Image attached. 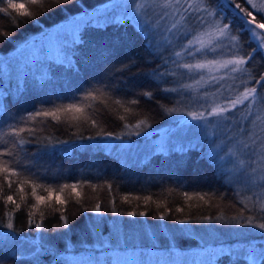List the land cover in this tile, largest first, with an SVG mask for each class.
Segmentation results:
<instances>
[{
    "label": "trees",
    "instance_id": "obj_1",
    "mask_svg": "<svg viewBox=\"0 0 264 264\" xmlns=\"http://www.w3.org/2000/svg\"><path fill=\"white\" fill-rule=\"evenodd\" d=\"M111 1L115 0H78V2L74 0L67 6V11H61L52 4L48 6L54 9L52 11L37 10L36 6H31L30 10L35 12L37 22L27 21L18 28L11 23L8 16L0 13V33L8 32L10 38L4 43L5 38L0 35V70H3L4 66L1 57L11 53L18 44L27 42L29 38L45 29L53 28L72 17L87 14L85 12ZM6 6L7 0H2L0 7ZM225 15L227 19H233L230 10H227ZM19 19L27 20L24 17ZM182 40H173L171 48L164 46L160 49L163 59L169 61L168 72H175V75L166 72L163 80L158 83L157 80L143 74L135 75L137 70L134 69L133 73L126 74L121 79L119 76L112 77L110 72L115 65L127 58H135L139 62L141 73L151 72L153 68L164 71L163 59L148 54L143 47L144 37L139 34V29L132 21H125L123 24L115 21L101 27L89 26L82 30L78 41L71 45L69 50L71 64L47 63L40 73H47L48 78L43 82L40 81L41 77L37 81L23 76L21 79L18 77L17 81L11 80L10 83L8 82L9 86L3 87V98L0 99V148L10 147L14 140L13 137L3 135L11 125L24 126L22 118L39 109L71 103L85 92L101 87L100 81L111 84V91L107 89L104 91L112 99L106 102L107 106L99 101L93 102L95 112L91 108L85 110L90 119L96 121L97 127H93L90 122L81 121L77 124L75 121H66L63 116L60 122L53 121L50 117H38L36 124L28 126L37 129L36 136L39 139L29 137L27 132L22 133L32 142L24 145L23 150L17 145L14 151L19 152L17 159L20 163L27 164L36 173L39 177L38 183L52 188L66 183H83L85 187L77 189L80 193L79 203L74 193L71 196L64 193L62 199L66 203L57 205L54 194L52 207L42 204L38 210H34L30 207L36 203L31 195V187L24 186V192L20 194L24 199L21 200L20 196L16 195L17 178H11L12 187L8 188L3 175H0V185H3V191L0 192V222L6 223L5 213L12 211L16 228V232L11 233L0 223V234L8 233L9 238L14 242L39 246L40 250V255L33 258H17L8 253L10 250L0 251V264H66L71 255L79 258L88 253L97 255V251L86 246L94 244L90 236L96 234L104 238L112 225L119 221L128 225L133 220L137 224L144 223L150 227L162 223L161 225L170 231H175L181 224L180 220L188 221L182 225L193 228L200 227L202 222L208 220H213L217 226L225 224L228 229L238 228L245 237L236 235L221 243L211 244L214 249L211 251L219 252V256L207 264H252L246 259L228 255L227 252L233 249L251 250L256 264H264V256L256 259L255 255L257 250L264 252V232L248 227H237L230 223L231 218L238 215L242 208L235 191L239 189L241 196L249 192L244 188L247 176L243 172L230 170L225 158L215 160L214 155L218 152L223 156L226 149L233 147V141L227 140V143H232L223 145L219 142L220 139L202 138L195 147L182 154L157 153L150 155L147 160L139 164H130L124 156L121 159L99 146V141L102 139L118 140L99 135L101 130L105 134L111 133L113 137L123 133L122 139L119 140L137 141L138 138L134 134H128L130 130L124 127L125 121L135 124L140 119L147 120L150 125L147 128L155 130L153 138L166 135L181 126L178 121L171 124L175 114L169 115L166 111L170 107L180 109L177 93H166L161 89L176 88L181 78H187L185 72L180 76L172 63L174 57H171L173 50H181L179 43ZM149 90L154 93L153 100L141 95L143 91ZM133 98L139 99L140 103L126 104L133 109L132 113H125L123 108L113 102L115 99L126 101ZM120 116H124L125 120H121ZM45 119L46 123H39L40 120ZM143 130L145 127L142 126L136 131ZM90 136L94 138L89 140ZM4 141L8 143L5 144ZM60 141L69 143L61 144ZM52 144L56 145L55 149L51 148ZM44 145H49V149L46 154H41L40 150ZM0 159L11 160L12 157ZM247 163L248 166L245 168L252 167L249 161ZM109 183L113 185L111 195L106 187H97L93 190L87 186H103ZM185 192L194 198L186 200L183 196ZM37 194L47 196V193L40 188L37 189ZM204 194L210 197L208 203L195 199L196 196ZM7 195H13L16 204L20 207L16 208L12 203L6 204L4 197ZM125 195L139 196L141 199L124 202ZM148 196L151 200L145 204L143 198ZM113 197L114 207L110 202ZM96 203H100L103 215L91 211ZM53 208H58L60 211H53ZM177 209L182 210L177 211ZM29 212L34 213L31 224ZM128 212H136L137 215L131 217L127 215ZM140 212H146L147 215L140 216ZM161 216L164 219H160ZM64 217L68 221L67 228L64 227ZM217 217L223 219L218 220ZM35 223H41V228H35ZM68 243L72 246V250H67ZM129 249L132 250L130 253L133 258H143L144 248L135 252L134 247H125L119 253L126 254ZM109 253L118 252L113 248ZM188 253L189 251L180 252L179 258L186 259Z\"/></svg>",
    "mask_w": 264,
    "mask_h": 264
},
{
    "label": "snow or ice",
    "instance_id": "obj_2",
    "mask_svg": "<svg viewBox=\"0 0 264 264\" xmlns=\"http://www.w3.org/2000/svg\"><path fill=\"white\" fill-rule=\"evenodd\" d=\"M2 2V0H0ZM74 2V0H7L6 7H0V13L5 14L11 20L15 27H20L26 24L27 21L37 22L38 18L31 6H36L37 10L54 9L49 8L50 4L57 6L61 11H67V6ZM78 2V0H75ZM133 8L135 27L139 29V34L144 37L143 47L150 56H157L161 59L160 49L164 46L171 48L173 40L180 38L176 33L183 29V40L180 41L179 51L173 50L171 52L172 63L177 68L185 69L189 74V78L194 80V83H185L181 87L186 92L196 93L195 101L199 103L203 100L197 110H178L176 107L167 108L169 115L177 113L185 115L190 120L182 121L181 123L190 127L196 128L203 132L205 137H214L217 130L223 125L224 129H228L232 123L237 125V131L243 134V138H236L232 148L226 149L228 155L236 158L237 164L243 169V174L247 176L244 188L251 192L252 195H243L239 189L235 191L238 198V203L242 208L238 215L231 218L230 223L237 227H248L258 229L264 232V0H134L131 4ZM156 20L147 21L144 17L149 10H156ZM230 10L233 16L232 20L227 19L225 13ZM87 15V14H85ZM20 17L27 18V20L19 19ZM93 19L90 18L89 21ZM119 23L123 24L125 21H132L127 15L115 18ZM89 21H85L87 23ZM157 25L163 26V31L160 33L163 37L161 42L155 39L154 32L158 31ZM171 34V35H169ZM245 34H247L245 36ZM7 43L10 39L8 32L0 33ZM216 54V55H212ZM227 56L228 58H224ZM170 57V59H171ZM186 57H191L188 60ZM65 61H60L63 64ZM71 64V61H68ZM169 61L163 59L164 71H159L153 68L151 72L141 73L139 71L140 65L135 58H127L115 65L110 72L112 77L119 76L123 79L124 75L137 71L135 75H141L161 82L165 73L175 75V72H168L167 65ZM204 73H207L205 75ZM219 73V74H217ZM40 81L46 80L47 73L40 76ZM101 87L94 88L92 91L85 92L84 95L78 96L73 102L68 104H61L53 106L49 109H39L34 113L29 114L26 118H22L24 126L19 124L11 125L7 131L3 133L4 136L13 137L14 140L10 147L0 148V158L12 157L11 160L0 159V175H3L8 188L12 187V177L17 178L16 195L24 192V186L31 187V195L35 198L36 203L30 207L38 210L39 206L46 204L52 207L51 201L55 194V202L57 205H64L66 201L62 199L64 193L71 196L73 193L77 197V203L80 202V193L78 188H83V183L63 184L57 188L49 187L43 183H38L39 177L32 171V168L27 164H21L17 159L19 152L14 151L17 145L20 150L23 146L31 143V139L24 137L22 133L27 132L29 137L36 136L37 129L29 127V124H36L38 117L48 118L53 121L60 122L61 116L66 121L71 120L77 122H90L93 127H97L96 121L90 119L89 114L85 111L88 108L96 111L93 102L99 101L107 106V101L112 97L107 94L104 89L111 91V84H105L104 81L99 82ZM214 87L215 91L204 92L200 94L201 87ZM162 91L166 93L178 91L176 88H163ZM142 96L149 100L154 99L152 91H143ZM192 97H190L191 99ZM124 109L125 113H132L133 109L127 107L126 104L137 105L140 103L139 99L133 98L130 100L115 99L113 101ZM234 113L235 115H229ZM125 120L124 116L119 117ZM213 118H216L213 121ZM197 122L195 124L191 122ZM39 123H46L45 120H40ZM150 127L148 121L140 119L135 124H129L127 121L124 127L129 129L128 134L139 136L141 127ZM99 135L106 138L122 139L123 133L120 136L113 137L111 133L105 134L102 130ZM94 137H88L89 140ZM232 139V137H229ZM215 143V141H213ZM5 144L8 141H4ZM61 144H68V141H60ZM52 149L56 145H51ZM233 148L235 150H233ZM49 145H44L40 150L41 154H46ZM246 154L250 168H245V159L242 155ZM255 157V159H253ZM218 152L214 155V159H223ZM34 163V162H33ZM16 165V167H13ZM93 190L97 187H106L111 195L113 185L111 183L103 186L87 185ZM43 189L47 196L38 195L37 189ZM3 191V185H0V192ZM186 200H192L194 197L187 192L183 193ZM130 199H141L139 196L130 197L123 196L124 202H129ZM144 202L147 204L151 197H144ZM204 203H208L210 197L207 194L198 195L195 197ZM5 203L16 204L13 195L4 197ZM115 206V198L110 201ZM53 211H60L58 208H53ZM87 211V209H85ZM182 209H177L181 211ZM91 211L100 213L101 205L96 203ZM245 213H248L247 215ZM7 217L6 223H2L11 233L16 232L14 227V214L12 211L5 213ZM33 212H29V223H33ZM43 216V213H41ZM123 215V213H117ZM128 216L135 217L136 212H128ZM140 216L147 215L146 212H140ZM64 227L67 228L68 221L64 217ZM160 219H164L163 216ZM218 220L223 217H217ZM211 222V220H209ZM179 223L185 224L188 221L180 220ZM35 228L40 229L41 223H35ZM8 233L0 234V240L8 239ZM264 256V253H261ZM252 264H256L253 259Z\"/></svg>",
    "mask_w": 264,
    "mask_h": 264
},
{
    "label": "rangeland",
    "instance_id": "obj_3",
    "mask_svg": "<svg viewBox=\"0 0 264 264\" xmlns=\"http://www.w3.org/2000/svg\"><path fill=\"white\" fill-rule=\"evenodd\" d=\"M133 2L134 0H115L100 5L85 12L87 15L81 14L72 17L70 20L53 28L43 30L40 34L29 38L27 42L18 44L11 53L1 57L4 66L3 70H0V99L3 98V87L9 86L11 80L17 81L18 77L21 79L25 76L28 79L39 81L40 75L43 74H40L43 70L42 68L47 63L60 62L62 59H64V63L71 61L69 51L71 45L78 41L82 30L85 28L89 26L101 27L106 23L118 22L115 18L124 15H127L132 20V23H136L132 13L133 8L131 7ZM158 11V9L149 10L144 19L149 22L155 21L156 12ZM92 17L93 19L89 21ZM85 21L89 22L84 23ZM157 28L159 30L154 32V36L158 42H161L163 37L160 33L163 31V26L157 25ZM182 33L183 29L177 35L180 38L179 40L183 39ZM186 58L188 60L192 59L191 57ZM224 58L228 57L225 56ZM177 71L180 76L187 73L185 69L177 68ZM204 74L207 75V73ZM185 83H194V80L189 78L188 73L187 78H181L180 82L176 84V89L178 90L176 91V96L180 100L179 110H197L201 104L207 107L203 100H200L199 103L195 101L196 93L186 92L181 87ZM211 91H215V88L211 86L208 88L201 87L199 90L200 94ZM190 97L192 98L190 99ZM174 114L175 117L171 120V124L178 121L181 126L171 130L166 135L153 138L155 130L145 128V130L140 132L139 136L134 135L138 138L137 141L102 139L99 141V146L111 155L120 158L124 156L130 164H139L147 160L150 155L157 153L163 155L182 154L188 149L195 147L202 138L220 139L219 142L223 145L232 143H227V140L233 141L234 144L236 138H243V134L236 130L237 125L235 123H232L228 129H224L223 125H221L220 129L217 130L216 136L205 137L199 129L190 128L181 123L182 121L190 120L189 117L180 114L179 111ZM229 115L235 114L229 113ZM215 119L213 118V121ZM191 123L195 124L197 122L193 121ZM229 137H232V139H229ZM233 150L235 149L233 148ZM223 157L230 170L243 172V169L237 164L236 158L228 155L227 151H225ZM242 158L245 159L244 167L248 166L247 155H242ZM247 195H252V193L248 192ZM161 224L158 223L154 225L155 227H150L144 223L137 224L135 220L128 225H124L119 221L109 228L110 231L106 236L107 238L98 237L96 234L89 237L94 244H87L86 246L97 251V255L88 253L81 258L71 255L67 259L66 264H207V262H212L213 258L217 259L219 256V252L214 253L211 251L214 250L211 244L221 243L227 238L236 235L245 237L238 228L228 229L225 224L217 226L213 220L211 222L209 220L202 222L198 228L180 224L175 231H170ZM68 242H70V239ZM66 246H68L67 250L73 249L69 243ZM38 247L31 244L16 243L12 238L0 240V249H2L0 251L11 250L8 253L17 258H33L40 255ZM125 247H134L135 252L140 251V248H144L143 258H133L130 253L132 250L130 249L126 254L119 253ZM113 248H116L118 253L108 254L110 249L112 250ZM184 251H189L188 257L186 259L179 258V253ZM227 253L232 257L243 258L251 263L253 262L254 254L251 253V250L233 249ZM261 253L264 252L255 251L256 259L262 257Z\"/></svg>",
    "mask_w": 264,
    "mask_h": 264
},
{
    "label": "bare ground",
    "instance_id": "obj_4",
    "mask_svg": "<svg viewBox=\"0 0 264 264\" xmlns=\"http://www.w3.org/2000/svg\"><path fill=\"white\" fill-rule=\"evenodd\" d=\"M11 251V250H10Z\"/></svg>",
    "mask_w": 264,
    "mask_h": 264
}]
</instances>
